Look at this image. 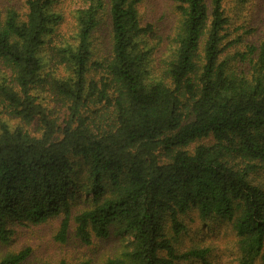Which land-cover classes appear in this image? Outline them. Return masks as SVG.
Instances as JSON below:
<instances>
[{
	"label": "trees",
	"instance_id": "obj_1",
	"mask_svg": "<svg viewBox=\"0 0 264 264\" xmlns=\"http://www.w3.org/2000/svg\"><path fill=\"white\" fill-rule=\"evenodd\" d=\"M172 1L180 22L159 64L142 0H86L46 76L55 0L0 12V105L17 121L0 123L1 243L60 218V243L72 222L85 245L121 236L107 264H207L211 247L178 248L195 216L232 225L237 264H264V35L233 52L225 0Z\"/></svg>",
	"mask_w": 264,
	"mask_h": 264
},
{
	"label": "rangeland",
	"instance_id": "obj_2",
	"mask_svg": "<svg viewBox=\"0 0 264 264\" xmlns=\"http://www.w3.org/2000/svg\"><path fill=\"white\" fill-rule=\"evenodd\" d=\"M27 0H0V12L15 8L21 14L25 12ZM210 4L211 0H206ZM86 7V0H55L54 11L63 17V24L53 37L50 45L44 49L43 56L47 65L43 75L50 73L48 67L49 51L51 46L72 41L75 31V13ZM224 8L230 19L231 40H240L233 47V52L244 51L247 45H259L264 35V0H225ZM141 21L150 25L154 30L153 42L155 44V60L159 64L168 54L171 39L176 35L180 16L172 0H142L138 7ZM98 31L96 45H101V51L110 48V29ZM237 45V46H236ZM59 71V70H58ZM62 73V71H61ZM38 97V102L50 109L53 104L50 96L43 90L33 91ZM4 122L17 125L0 105V123ZM190 231L180 239L178 248H190L192 245L209 246L212 252L207 257V264H237V238L232 230V225L227 222H214L211 225L202 223L195 216H191ZM61 219L52 220L44 225L20 228L16 231L11 242H0V261L9 254L18 253L29 249L30 257L24 264H107L109 259L121 254L126 241L112 232L106 239L93 238L90 245L83 244L75 234V225L72 222L66 243L56 240ZM181 264H203V262H184ZM257 264H261L260 262Z\"/></svg>",
	"mask_w": 264,
	"mask_h": 264
}]
</instances>
